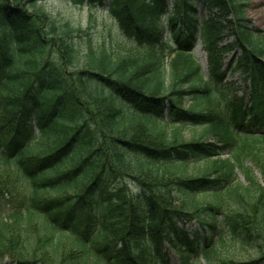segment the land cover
I'll use <instances>...</instances> for the list:
<instances>
[{
    "label": "trees",
    "instance_id": "trees-1",
    "mask_svg": "<svg viewBox=\"0 0 264 264\" xmlns=\"http://www.w3.org/2000/svg\"><path fill=\"white\" fill-rule=\"evenodd\" d=\"M46 1L0 0V167L14 165L21 209L42 223L34 237L25 221L17 239L0 224V264H264V157L252 155L264 150V37L251 0H73L106 10L135 46L172 45L168 72L152 54H79L83 33L57 28ZM235 73L248 102L205 110ZM233 135L240 146L221 161ZM232 246L253 255L236 259Z\"/></svg>",
    "mask_w": 264,
    "mask_h": 264
},
{
    "label": "rangeland",
    "instance_id": "rangeland-1",
    "mask_svg": "<svg viewBox=\"0 0 264 264\" xmlns=\"http://www.w3.org/2000/svg\"><path fill=\"white\" fill-rule=\"evenodd\" d=\"M170 5L173 1L167 0ZM44 11L54 20L57 28H61L67 25L74 30H80L83 34L79 39L75 40V49L79 54H84L87 46L102 47L108 52L113 54L119 53L122 55H139L146 57L152 54L160 62L161 68L169 69L171 60H173L172 45L166 46V49H155V52L146 47H138L133 45L127 40L117 28L116 23L109 19L106 10L92 8L87 4L79 5L73 0H48L41 2ZM29 9V7H26ZM30 10V9H29ZM198 19L201 21L207 16V12L203 7L198 8ZM247 19L251 21V28L258 35L264 37V0H251L250 8L247 10ZM200 24V23H199ZM49 31V30H48ZM50 39V38H48ZM167 40V36L165 35ZM167 44V43H166ZM54 51V50H53ZM52 52V51H51ZM192 57L201 66L203 72V80L207 83V60L206 54L203 50L202 41H198L193 49ZM59 59V57H54ZM68 71H74V68H69ZM168 72V71H167ZM189 81L182 77L179 80V85L183 90L188 89ZM249 95V82L245 77L235 73L230 74L225 84L212 85V95L210 105H204L205 110H215L218 113L223 112V109L228 102H239L241 100L248 102ZM192 98L185 99L184 108H191L193 106ZM230 105V103L228 104ZM182 134L186 140L193 137V131L185 129ZM202 130H197L196 135H201ZM207 142L215 143V137L205 135ZM233 143L230 149H226L223 156L220 157L221 161L228 160L232 153L240 146L241 138L237 135H233ZM219 143V142H218ZM252 155L256 157H264V150L255 146L252 149ZM205 163L192 164L188 167V172L196 174L204 167ZM17 170L14 165H6L0 167V182L6 181L7 189L4 196L0 198V224L4 225L5 238L17 239L22 233L21 229L25 221H28L32 236L36 237L40 235L42 230L41 220L36 216H31L24 212L23 208L25 200L22 198L27 195V190L21 188L20 183L16 181L15 176ZM204 202L208 199L204 198ZM210 201V200H208ZM67 244V240L64 241ZM14 247V246H12ZM234 251L236 259L245 260L253 255V252L248 248H229L228 252ZM2 259L3 264H10L9 258ZM189 263L203 264L201 256L198 255L196 260H190ZM173 264H180L178 259H173Z\"/></svg>",
    "mask_w": 264,
    "mask_h": 264
}]
</instances>
